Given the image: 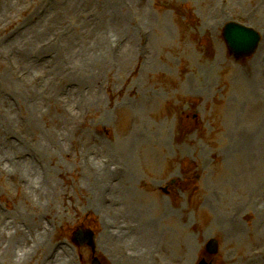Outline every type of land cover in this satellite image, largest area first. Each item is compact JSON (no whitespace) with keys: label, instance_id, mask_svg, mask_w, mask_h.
Segmentation results:
<instances>
[{"label":"rangeland","instance_id":"1","mask_svg":"<svg viewBox=\"0 0 264 264\" xmlns=\"http://www.w3.org/2000/svg\"><path fill=\"white\" fill-rule=\"evenodd\" d=\"M81 224L106 264H264V0H0V264H90Z\"/></svg>","mask_w":264,"mask_h":264},{"label":"water","instance_id":"2","mask_svg":"<svg viewBox=\"0 0 264 264\" xmlns=\"http://www.w3.org/2000/svg\"><path fill=\"white\" fill-rule=\"evenodd\" d=\"M224 37L231 52L236 56L249 54L255 49L259 42V37L253 30L235 24H228L225 26ZM89 237L87 236V238ZM90 244L92 245L91 242ZM214 244L213 241L210 244L209 250L211 252L216 251ZM200 264L205 263L201 262Z\"/></svg>","mask_w":264,"mask_h":264},{"label":"bare ground","instance_id":"3","mask_svg":"<svg viewBox=\"0 0 264 264\" xmlns=\"http://www.w3.org/2000/svg\"><path fill=\"white\" fill-rule=\"evenodd\" d=\"M123 18H124V16H123ZM128 45H132V46H129V52L131 53L132 51L134 52L135 51V48L133 49V45H134V47H135V40L133 39V40H131L129 43H128ZM8 77V76H7ZM3 80L5 81L6 80V77L4 78L3 77ZM33 161H32V157H31V170H32V174L35 172V168H34V166H33V163H32ZM22 165V164H21ZM8 166H10V163H8ZM30 172V171H29ZM124 212V211H123Z\"/></svg>","mask_w":264,"mask_h":264}]
</instances>
